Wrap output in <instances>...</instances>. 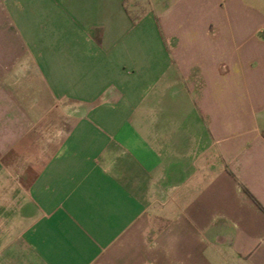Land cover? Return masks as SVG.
I'll list each match as a JSON object with an SVG mask.
<instances>
[{"label":"crops","instance_id":"obj_1","mask_svg":"<svg viewBox=\"0 0 264 264\" xmlns=\"http://www.w3.org/2000/svg\"><path fill=\"white\" fill-rule=\"evenodd\" d=\"M197 9L0 0V264H264V18Z\"/></svg>","mask_w":264,"mask_h":264},{"label":"rangeland","instance_id":"obj_2","mask_svg":"<svg viewBox=\"0 0 264 264\" xmlns=\"http://www.w3.org/2000/svg\"><path fill=\"white\" fill-rule=\"evenodd\" d=\"M177 1V0H171ZM179 1V0H178ZM194 5L201 4L204 6V10H196L191 12V16H194L197 19H200L202 16L204 21L210 22V26L207 29V34L213 38L220 37V31L222 29L217 27L218 25L213 21L216 17H223L226 19L227 16H233L240 19H248L250 23L255 24L259 23L260 19L256 17V15H262L264 18V0H192ZM172 3V2H170ZM181 10L178 7L176 12L179 13ZM140 11L135 10V13H139ZM257 13V14H256ZM177 28H180L177 27ZM226 30H223V33ZM258 37H264V26L257 30ZM210 49L213 51L215 49H221L223 53L229 52V45L223 44L220 41L208 42Z\"/></svg>","mask_w":264,"mask_h":264},{"label":"trees","instance_id":"obj_3","mask_svg":"<svg viewBox=\"0 0 264 264\" xmlns=\"http://www.w3.org/2000/svg\"><path fill=\"white\" fill-rule=\"evenodd\" d=\"M244 191L252 198L260 207L264 208L261 202L257 199V197L253 194V192L248 189L247 187H244Z\"/></svg>","mask_w":264,"mask_h":264}]
</instances>
